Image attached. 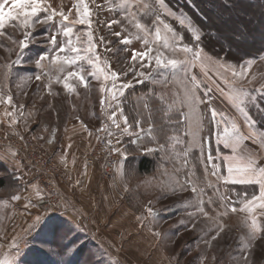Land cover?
I'll return each mask as SVG.
<instances>
[{
	"label": "rangeland",
	"instance_id": "374dc122",
	"mask_svg": "<svg viewBox=\"0 0 264 264\" xmlns=\"http://www.w3.org/2000/svg\"><path fill=\"white\" fill-rule=\"evenodd\" d=\"M197 2L222 37L205 48L170 0H0V139L65 173L55 208L0 144V264H264V2Z\"/></svg>",
	"mask_w": 264,
	"mask_h": 264
},
{
	"label": "built area",
	"instance_id": "2783aa9c",
	"mask_svg": "<svg viewBox=\"0 0 264 264\" xmlns=\"http://www.w3.org/2000/svg\"><path fill=\"white\" fill-rule=\"evenodd\" d=\"M107 123L103 124L102 136L99 137L98 143L91 149L89 161L90 163L101 161L103 163V173L105 177L112 174L113 170L119 163V154L113 143L105 136ZM17 136V137H16ZM1 145H7L13 149L21 160L23 165H31L37 169L40 175L42 185L51 187L52 192L57 196H52L51 206L60 208L62 191L59 188V182L64 180L65 173L61 165L56 161L52 154L43 150L37 142L28 137L21 135L8 134L0 139ZM44 185V186H45ZM61 191V192H60ZM47 193H49L47 191ZM54 195V194H53Z\"/></svg>",
	"mask_w": 264,
	"mask_h": 264
},
{
	"label": "trees",
	"instance_id": "16d2710c",
	"mask_svg": "<svg viewBox=\"0 0 264 264\" xmlns=\"http://www.w3.org/2000/svg\"><path fill=\"white\" fill-rule=\"evenodd\" d=\"M194 2V5L191 3V2ZM170 0V5L172 8H174L176 11H180V7L182 8V11L185 12V14H187L189 17H191L192 21L194 20V22H196L195 20V17L197 19V24L200 26V29H201V32H202V43H203V47L205 48V46L208 45V41H210L211 39H214V40H219L221 41L222 37L220 38L217 31L212 29L208 24L207 22H205V11L203 10V7L197 2V0ZM224 2H226L227 0H223ZM260 1H263L264 0H232L233 4L231 6V9L233 10L234 8H239L238 10L239 11H243L241 9H243L245 7V5H248V4H258ZM188 3L192 4L193 6H195V10L197 12H200L201 13H196L193 12V8H191ZM260 4V3H259ZM228 9V10H227ZM230 8H227L226 7V10L229 11ZM264 13V12H263ZM261 17V16H260ZM257 19V18H255ZM261 22L260 24L264 25V21H259ZM259 24V23H258ZM259 24V25H260ZM240 31V30H238ZM261 31V32H260ZM259 32H257V34L255 35L254 33V36L249 38V41L251 42V44L253 43H257V39L259 38L261 41H262V45L260 44L259 47L257 48L259 50V53H261L263 50H264V29L260 30ZM233 32H231L230 30L227 31L225 33L226 36H231ZM234 34V33H233ZM222 36V35H221ZM239 38V37H238ZM225 40V39H224ZM259 40V41H260ZM205 44V45H204ZM207 48V47H206ZM260 48V49H259ZM258 50H256L253 54H249V53H245L243 52L242 49L238 48V47H228V49L226 50V53L227 51L231 52V51H235V52H238V53H241L243 52L241 55V60H245L247 58H249L250 56L256 54V52H258ZM215 53V52H214ZM258 53V54H259ZM264 116V115H263ZM262 125H264L262 123ZM139 168L141 171L143 172H149L151 170V160H149L148 158H143L140 162V165H139ZM2 184V183H1Z\"/></svg>",
	"mask_w": 264,
	"mask_h": 264
}]
</instances>
